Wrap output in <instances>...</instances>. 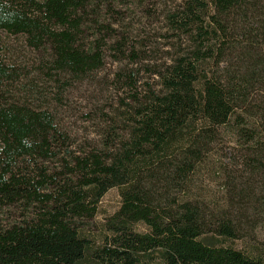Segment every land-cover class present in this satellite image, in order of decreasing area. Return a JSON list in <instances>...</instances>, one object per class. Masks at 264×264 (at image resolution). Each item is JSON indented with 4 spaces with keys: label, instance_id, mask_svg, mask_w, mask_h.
Wrapping results in <instances>:
<instances>
[{
    "label": "trees",
    "instance_id": "obj_1",
    "mask_svg": "<svg viewBox=\"0 0 264 264\" xmlns=\"http://www.w3.org/2000/svg\"><path fill=\"white\" fill-rule=\"evenodd\" d=\"M105 4L0 0V33L49 52L42 69L58 100L107 50L128 60L114 81L127 97L96 113L100 138L75 150L45 86L12 96L21 73L0 48V264H264V247L229 244L264 219V0H178L166 14L178 51L156 64L147 43L119 39ZM147 72L154 82L139 90ZM225 131L245 170L225 172L229 204L211 205L196 176ZM111 188L121 205L96 246L85 222Z\"/></svg>",
    "mask_w": 264,
    "mask_h": 264
},
{
    "label": "rangeland",
    "instance_id": "obj_2",
    "mask_svg": "<svg viewBox=\"0 0 264 264\" xmlns=\"http://www.w3.org/2000/svg\"><path fill=\"white\" fill-rule=\"evenodd\" d=\"M103 2L106 3L103 9L107 11L103 18L106 17L108 23L114 22L112 25L117 30L119 39L132 38L137 49L141 47L139 42L147 43L146 49L155 55V58L149 60V64L162 63L178 51V47H174L178 39L174 37L166 20L167 12L178 5V0H103ZM129 46L128 49L131 51V43ZM0 48L2 55L16 65L21 73L20 80L16 81L20 88H15L12 96L20 98L25 96L22 90L24 83L34 82L40 87L45 86V96L52 101L51 105L57 113L60 128L71 135L72 147L75 150L86 148L100 138L96 126L100 117L96 113L104 111L105 114H111L112 106L117 107L120 99L127 97L125 91L116 88L114 81L116 74L123 65L128 64V60L121 63L115 59L113 51L107 50L104 66L93 74L95 75L93 80L90 79L92 75L83 82H76L66 88L61 100H58L54 93H58L59 90L46 76V70L42 69L49 52L33 49L26 44L23 35L8 32L0 33ZM142 77L139 90L144 89L141 82L153 83L155 79L148 72L143 73ZM257 104L264 110V90L259 94ZM243 152V148L235 142L233 132H223L219 141L214 144L210 158L200 167L196 176L195 192L204 195L205 200L211 205L219 203L228 206L229 191L225 172L245 170V166H241L239 162L242 161ZM51 166L60 169L59 163H52ZM120 205L119 189L111 188L97 205L96 214L86 220L85 234L94 245L104 242V227ZM11 213H14V209H7L2 219L6 220ZM247 224L244 225L241 237L229 241V244L247 250L264 247V219ZM135 230L145 232L147 228L144 224L138 223Z\"/></svg>",
    "mask_w": 264,
    "mask_h": 264
}]
</instances>
